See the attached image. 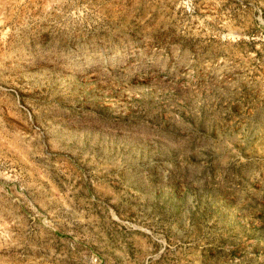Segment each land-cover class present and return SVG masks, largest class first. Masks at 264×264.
Listing matches in <instances>:
<instances>
[{
	"label": "rangeland",
	"instance_id": "374dc122",
	"mask_svg": "<svg viewBox=\"0 0 264 264\" xmlns=\"http://www.w3.org/2000/svg\"><path fill=\"white\" fill-rule=\"evenodd\" d=\"M0 264H264V0H0Z\"/></svg>",
	"mask_w": 264,
	"mask_h": 264
}]
</instances>
